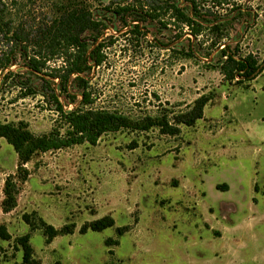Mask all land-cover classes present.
Segmentation results:
<instances>
[{
	"label": "rangeland",
	"instance_id": "1",
	"mask_svg": "<svg viewBox=\"0 0 264 264\" xmlns=\"http://www.w3.org/2000/svg\"><path fill=\"white\" fill-rule=\"evenodd\" d=\"M2 1L9 5L7 15L27 29L68 4L86 5L108 26L101 40L118 42L106 50L107 64L88 76L99 95L96 108L155 115L160 102L178 113L202 95L214 98L203 119L182 126L178 137L157 129L125 130L104 135L96 146L37 154L26 165L30 176L18 206L8 214L1 208L3 189L16 173L18 156L0 139V225L11 236L0 238V264H26L16 245L26 234L34 264H264V71L243 85L229 84L209 66L221 60L219 51L207 55V44L191 38L197 58L177 60L172 51L188 48L190 37L175 41L174 30L153 22L144 25L141 45L129 47L122 37L127 29L105 8L131 0H19V10ZM236 3L232 13L214 10L232 22L226 43L239 46L238 56L253 54L264 65V0ZM24 65L18 54L10 70L40 88V78ZM68 89L79 101L74 82ZM63 104L75 107L64 99ZM56 119L41 95L19 100L16 89L0 92V123L23 121L33 134L44 135ZM24 215L57 230L73 226L74 233L47 243L43 230H32ZM104 217H112L114 227L81 232Z\"/></svg>",
	"mask_w": 264,
	"mask_h": 264
},
{
	"label": "trees",
	"instance_id": "2",
	"mask_svg": "<svg viewBox=\"0 0 264 264\" xmlns=\"http://www.w3.org/2000/svg\"><path fill=\"white\" fill-rule=\"evenodd\" d=\"M10 2L12 8L20 9L19 0ZM182 2L184 6L174 0H131L105 9L117 16L127 29L122 37L126 38L129 47L141 45V41L147 38L144 25L153 22L161 29L174 30L175 41L190 37L188 48L172 51L171 56L177 60L192 61L197 58L192 39L197 40L200 46L207 44V55L219 51L221 60L209 66L218 70L229 84L243 85L255 80L264 71V65L260 64L255 55L238 56L239 46L232 49L226 43L232 22L220 18V12L214 10L232 13L237 6L236 0ZM8 8L9 5L0 0V92L6 87L16 89L19 100L35 99L41 95L43 104L56 114L57 119L52 130L44 135L33 134L23 121L17 124L0 123V139H5L18 156L16 173L9 175L4 184L1 208L5 214L17 208L22 186L30 176L26 165L37 154L57 152L83 144L96 146L104 135L125 130L147 133L157 129L161 135L178 137L182 126L193 127L203 119L205 107L214 98L213 93L202 95L186 111L178 113L165 108L160 102L155 115L144 112L132 116L116 108H96L99 95L88 76L107 64L106 50L118 42V38L110 43L101 40L108 26L97 20L91 9L84 4L61 5L56 16L38 23L33 30L32 26L27 29L26 25L15 23L7 15ZM18 54L25 61L24 67L40 78V88H36L30 78L21 80L22 75L10 70L16 64ZM71 82L75 83L80 92L79 101L76 95L69 92ZM63 99L75 107L67 110ZM136 147V143L131 146L132 149ZM23 218L32 230H43L47 243L61 234L74 233V227L70 225L57 230L42 218L37 223L30 215H24ZM114 225L112 217H104L84 225L81 232L86 233L89 229L102 232ZM117 230L121 235L123 230ZM0 238L6 241L11 239L4 225H0ZM30 239L31 234H26L16 240V245L23 250L26 264H34ZM107 243L118 244L112 240Z\"/></svg>",
	"mask_w": 264,
	"mask_h": 264
}]
</instances>
